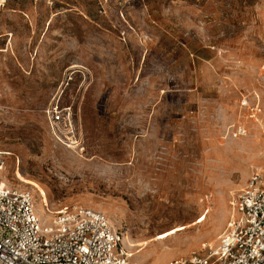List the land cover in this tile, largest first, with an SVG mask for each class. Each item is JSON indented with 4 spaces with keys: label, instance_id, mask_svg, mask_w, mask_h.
<instances>
[{
    "label": "rangeland",
    "instance_id": "obj_1",
    "mask_svg": "<svg viewBox=\"0 0 264 264\" xmlns=\"http://www.w3.org/2000/svg\"><path fill=\"white\" fill-rule=\"evenodd\" d=\"M244 100L264 108V0H0L2 183L103 212L130 264L218 244L264 169Z\"/></svg>",
    "mask_w": 264,
    "mask_h": 264
},
{
    "label": "built area",
    "instance_id": "obj_2",
    "mask_svg": "<svg viewBox=\"0 0 264 264\" xmlns=\"http://www.w3.org/2000/svg\"><path fill=\"white\" fill-rule=\"evenodd\" d=\"M94 1L103 11L110 0ZM242 105L249 119L264 114L260 103L244 100ZM49 115L52 125L72 126L71 107H54ZM248 130L239 125L234 135ZM6 166L0 152V264H130L124 234L103 212L74 204L53 216L48 208L41 213L29 190L2 183ZM231 205L215 248L163 264H264V169L252 172Z\"/></svg>",
    "mask_w": 264,
    "mask_h": 264
},
{
    "label": "bare ground",
    "instance_id": "obj_3",
    "mask_svg": "<svg viewBox=\"0 0 264 264\" xmlns=\"http://www.w3.org/2000/svg\"><path fill=\"white\" fill-rule=\"evenodd\" d=\"M55 15V14H54ZM51 23V22H50ZM49 25V24H48ZM250 120H257V119H250ZM6 170V169H5ZM40 210V212L42 213L43 212V210L40 208L39 209ZM173 214V213H172ZM175 214V213H174ZM130 256H132V254L130 253Z\"/></svg>",
    "mask_w": 264,
    "mask_h": 264
}]
</instances>
